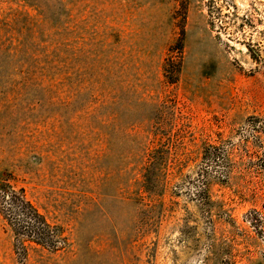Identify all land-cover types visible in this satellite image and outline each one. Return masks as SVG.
Returning a JSON list of instances; mask_svg holds the SVG:
<instances>
[{"label":"rangeland","instance_id":"obj_1","mask_svg":"<svg viewBox=\"0 0 264 264\" xmlns=\"http://www.w3.org/2000/svg\"><path fill=\"white\" fill-rule=\"evenodd\" d=\"M8 187L0 264H264V0H0Z\"/></svg>","mask_w":264,"mask_h":264},{"label":"trees","instance_id":"obj_2","mask_svg":"<svg viewBox=\"0 0 264 264\" xmlns=\"http://www.w3.org/2000/svg\"><path fill=\"white\" fill-rule=\"evenodd\" d=\"M212 1V0H211ZM218 9L213 8L212 3L208 4L209 25H212V14H219ZM248 25L249 23L245 21ZM250 52L255 61L261 60L259 52L253 49L250 43H242ZM178 52L181 54L182 44L178 43ZM179 61L175 66L179 65ZM172 64V63H171ZM166 65L164 72L166 74ZM151 160L147 167V173L155 166ZM0 216L11 229L14 236V250L26 255V244H34L46 247L49 250H56L64 243L59 231L51 226L33 203L26 197L23 189L15 190L8 187L0 193Z\"/></svg>","mask_w":264,"mask_h":264}]
</instances>
